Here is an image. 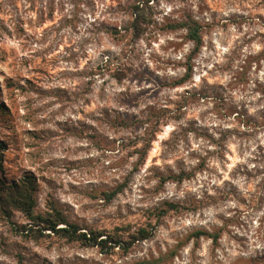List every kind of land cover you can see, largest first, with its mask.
<instances>
[{
    "label": "rangeland",
    "instance_id": "rangeland-1",
    "mask_svg": "<svg viewBox=\"0 0 264 264\" xmlns=\"http://www.w3.org/2000/svg\"><path fill=\"white\" fill-rule=\"evenodd\" d=\"M137 1L0 0V178L34 177L35 214L151 232L105 252L13 211L0 264H264V0H150L136 36ZM189 20L198 47L167 27Z\"/></svg>",
    "mask_w": 264,
    "mask_h": 264
},
{
    "label": "trees",
    "instance_id": "trees-1",
    "mask_svg": "<svg viewBox=\"0 0 264 264\" xmlns=\"http://www.w3.org/2000/svg\"><path fill=\"white\" fill-rule=\"evenodd\" d=\"M150 0H138L132 7L131 30L137 36L143 25H147L150 21ZM170 29L184 27L187 31V37L193 41L195 47L201 44L200 26L194 20L170 23L167 25ZM190 67H187L185 75L179 79L176 84L182 83L189 76ZM4 112V108L0 105V115ZM3 145L0 142V167L2 161ZM187 176L181 173L174 176L181 179ZM120 188L106 193V197L110 199ZM35 180L30 174L23 175L18 180L5 181L0 178V218L9 219L13 211L21 212L30 222L28 224H17L9 220V223L15 231L23 235H31L35 239L44 236V230H50L69 241H78L89 246H99L101 250L108 252L110 248L118 247L126 251L132 242L147 239L151 232L145 228H139L137 231L129 233L131 241H124L117 233H109L106 230L85 229L83 230L77 224L69 222L66 216L57 208H51L44 214H35L34 208L36 200L34 197ZM170 208L176 207L175 204H168ZM26 231V233H24ZM28 233V234H27ZM207 235L217 239V234L208 233L206 231L197 230L193 236ZM103 236V237H102ZM156 262V260H155ZM147 262H141V264Z\"/></svg>",
    "mask_w": 264,
    "mask_h": 264
}]
</instances>
